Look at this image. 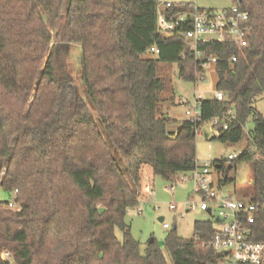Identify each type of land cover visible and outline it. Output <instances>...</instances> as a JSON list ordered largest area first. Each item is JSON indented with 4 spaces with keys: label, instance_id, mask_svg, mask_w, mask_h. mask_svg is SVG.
<instances>
[{
    "label": "trees",
    "instance_id": "obj_1",
    "mask_svg": "<svg viewBox=\"0 0 264 264\" xmlns=\"http://www.w3.org/2000/svg\"><path fill=\"white\" fill-rule=\"evenodd\" d=\"M228 1L248 13L249 46L204 43L196 58L183 37L190 17L164 35L156 0H0V189L16 192L20 205L12 211L0 202V264H168L155 240L141 254L125 222L139 203L143 167L173 184L198 164L195 125L185 119L171 130L174 121L162 113L169 99L159 64H177L178 77L195 83L207 59H216L215 90L225 99L201 101V121L235 111L229 130L210 140L245 141L228 162L250 165L243 200L264 205V118L254 108L264 98V0ZM183 12H194L192 4L164 10L167 19ZM53 40L81 46V81L94 114L62 77ZM251 229L253 240L264 238V208ZM216 231L211 221L195 222L190 240L169 231L170 263L218 262L222 256L205 246Z\"/></svg>",
    "mask_w": 264,
    "mask_h": 264
},
{
    "label": "rangeland",
    "instance_id": "obj_2",
    "mask_svg": "<svg viewBox=\"0 0 264 264\" xmlns=\"http://www.w3.org/2000/svg\"><path fill=\"white\" fill-rule=\"evenodd\" d=\"M173 4L190 3L200 9H225L230 6L228 0H161ZM52 51L56 53L58 64L60 66L63 78L71 80L79 97L87 106L88 110L94 114L93 105L87 96L85 88L81 81L80 60L82 56L81 46L78 44L69 45L67 48L60 46L53 40ZM150 56V54H146ZM158 75L166 85V91L163 98H168L162 106V113L174 121L171 130H176L180 123L186 119L185 107L178 103L179 99H184L193 104L197 94H200L203 100L213 99L217 75L212 66L205 69L204 79L195 83L185 82L178 77L177 64H159ZM172 97V100H170ZM257 114L264 118V98L257 101L254 105ZM253 129V118L249 117L244 125V133ZM210 123L207 122L199 135L196 137V158L198 165L205 162L221 164L223 170L218 172L213 168V180H224L225 178L232 183L224 186L220 190L223 196L230 195L233 199H238L250 190L251 186V168L249 164L239 163L235 167L232 162H228V156L238 154L244 148L245 141L236 145H226L218 141H211ZM113 156H117L112 149ZM124 168V167H123ZM185 178L183 181L182 179ZM190 174L179 175L176 183H167L160 177L154 176L150 167L145 166L141 170V189L139 203L136 208L131 209L125 217V222L130 225V234L140 245L141 254L145 250L150 240H155L157 246L163 252L166 261L170 263V258L164 247V240L169 231L175 228L178 237L184 240H190L194 236V224L197 221L215 222L216 212L211 215L198 209H190L193 203L199 205V196L194 193L193 185L189 180ZM172 185V189H169ZM152 191V194L148 193ZM12 196L4 193L0 189V202H9ZM173 208H170V207ZM140 211V213L137 212ZM163 218V223L169 226L164 229L158 218ZM215 227H218L215 224ZM116 237L122 241L123 236L119 229H115Z\"/></svg>",
    "mask_w": 264,
    "mask_h": 264
},
{
    "label": "built area",
    "instance_id": "obj_3",
    "mask_svg": "<svg viewBox=\"0 0 264 264\" xmlns=\"http://www.w3.org/2000/svg\"><path fill=\"white\" fill-rule=\"evenodd\" d=\"M174 6L184 7V4H173L156 0L157 27L160 33L171 36L176 26L183 23L190 17L191 29L183 34L186 48L194 54L196 58H201L202 54L198 46L204 43H233L239 48L249 46L247 37L252 32L248 25V13L242 10L241 6L234 2L225 9H201L192 5L194 12H183L175 19H167L164 10ZM200 9V8H199ZM155 55L158 51L153 47L150 49ZM183 55L180 59H183ZM237 61L236 57L230 59L231 63ZM216 63L215 58L207 59L203 66L204 69ZM204 77L198 81L203 80ZM213 99L222 101L225 99L222 92L215 91ZM201 101L200 94H197L193 104L184 99H179L178 103L185 107V117L195 125V133L199 135L203 126L207 123L201 121ZM235 111L230 109L227 114L221 117L212 118L209 123L212 137H219L222 133L229 130L230 124L235 119ZM247 134V133H246ZM228 156V161H233L240 154ZM213 168L218 170L219 164L213 167L211 163L205 162L190 173L194 193L199 196V205L193 203L190 209H198L209 213L212 216L216 212L214 222L216 228L215 236L206 243V247L214 253L221 255V259L216 263L207 264H263L264 263V238L260 241L252 239L251 226L255 224L260 211L264 205L255 204L242 199H233L220 194V189L213 180ZM183 181L185 178L182 179ZM173 185V184H172ZM170 185L169 189H172ZM148 193L152 194L150 190ZM6 209L18 211L20 205L17 202L16 192L12 194L6 206ZM136 208V207H135ZM170 208H173L172 206ZM133 209V208H131ZM129 209L127 213L131 210ZM140 213L139 210H137ZM164 229L169 226L162 222ZM2 260H10L7 252L1 254Z\"/></svg>",
    "mask_w": 264,
    "mask_h": 264
},
{
    "label": "water",
    "instance_id": "obj_4",
    "mask_svg": "<svg viewBox=\"0 0 264 264\" xmlns=\"http://www.w3.org/2000/svg\"><path fill=\"white\" fill-rule=\"evenodd\" d=\"M62 45L65 46L66 48L68 47L67 44H62ZM158 222L162 223V222H163V218H162V217H159V218H158ZM174 229H175V228H174ZM149 243H150V244L153 243V240H150Z\"/></svg>",
    "mask_w": 264,
    "mask_h": 264
},
{
    "label": "crops",
    "instance_id": "obj_5",
    "mask_svg": "<svg viewBox=\"0 0 264 264\" xmlns=\"http://www.w3.org/2000/svg\"><path fill=\"white\" fill-rule=\"evenodd\" d=\"M214 182H215V181H214ZM217 182H218V179H217V181L215 182V184H216V185H217V187H218V183H217ZM218 189H220V190H221L222 188H219V187H218ZM244 194H245V193H244ZM142 195H143V193H142V194H140V196H142ZM228 196H230V195H228ZM243 196H244V195H243ZM243 196H241V197H240V198H238V199H242V200H243ZM208 215H209V213H208Z\"/></svg>",
    "mask_w": 264,
    "mask_h": 264
}]
</instances>
